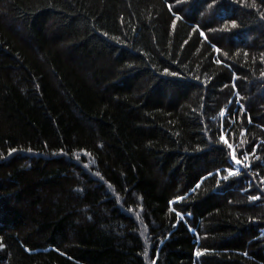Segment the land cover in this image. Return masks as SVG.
<instances>
[{"label": "trees", "instance_id": "obj_1", "mask_svg": "<svg viewBox=\"0 0 264 264\" xmlns=\"http://www.w3.org/2000/svg\"><path fill=\"white\" fill-rule=\"evenodd\" d=\"M0 264H264V0H0Z\"/></svg>", "mask_w": 264, "mask_h": 264}, {"label": "snow or ice", "instance_id": "obj_2", "mask_svg": "<svg viewBox=\"0 0 264 264\" xmlns=\"http://www.w3.org/2000/svg\"><path fill=\"white\" fill-rule=\"evenodd\" d=\"M201 35H203V33H201ZM217 51H219V50H217ZM220 139H221L222 143L225 144L229 149H232L233 148V145L230 144V143H228L227 139L225 138V134L223 132H221ZM232 159L235 160L237 164H240L241 163V161L236 160L235 151H233V153H232ZM245 159H247V157H245ZM229 174L230 175H234V174H237V173L230 172ZM225 179H227V177H225ZM253 199H255V198H253ZM197 254L199 255V253H197Z\"/></svg>", "mask_w": 264, "mask_h": 264}, {"label": "rangeland", "instance_id": "obj_3", "mask_svg": "<svg viewBox=\"0 0 264 264\" xmlns=\"http://www.w3.org/2000/svg\"><path fill=\"white\" fill-rule=\"evenodd\" d=\"M221 115H224V114H221Z\"/></svg>", "mask_w": 264, "mask_h": 264}]
</instances>
